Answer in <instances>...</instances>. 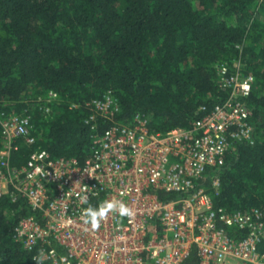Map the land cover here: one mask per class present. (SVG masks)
Segmentation results:
<instances>
[{"label": "trees", "instance_id": "obj_1", "mask_svg": "<svg viewBox=\"0 0 264 264\" xmlns=\"http://www.w3.org/2000/svg\"><path fill=\"white\" fill-rule=\"evenodd\" d=\"M238 61L255 78L245 100L255 140L237 144L212 199L229 212L264 213V0H0V114L33 113L39 136L11 165L37 149L83 164L92 136L112 123L97 118L93 131L85 103L107 93L120 106L114 121L140 114L154 132L187 129L200 106L228 96L217 66ZM48 92L57 101L45 115L38 100ZM28 215L24 200L0 198V264H33L35 251L15 239Z\"/></svg>", "mask_w": 264, "mask_h": 264}, {"label": "built area", "instance_id": "obj_2", "mask_svg": "<svg viewBox=\"0 0 264 264\" xmlns=\"http://www.w3.org/2000/svg\"><path fill=\"white\" fill-rule=\"evenodd\" d=\"M243 68L240 61L232 69L217 66L218 85L228 96L200 106L187 129L154 132L140 114L131 122L114 121L120 106L111 93L86 102L93 131L97 118L112 123L92 136L83 164L37 149L13 167L20 146L38 142L37 124L33 113L2 112L0 198L22 199L29 211L15 227L16 241L34 250L33 257L43 250L44 264H264V213L229 212L212 199L219 169L237 144L255 140L245 102L255 78ZM56 101L57 94L48 92L38 109L50 115ZM158 193L172 198L162 201ZM110 199L126 203L134 215L111 213L98 230L83 223L86 207Z\"/></svg>", "mask_w": 264, "mask_h": 264}, {"label": "clouds", "instance_id": "obj_3", "mask_svg": "<svg viewBox=\"0 0 264 264\" xmlns=\"http://www.w3.org/2000/svg\"><path fill=\"white\" fill-rule=\"evenodd\" d=\"M83 202L87 203V196L82 197ZM118 214L120 217H131L134 215L132 208L122 201L115 199L105 200L98 206L86 207L81 219L85 225H88L92 230H98L103 221H105L109 214ZM35 264H44L45 255L41 250L37 256L33 257Z\"/></svg>", "mask_w": 264, "mask_h": 264}, {"label": "rangeland", "instance_id": "obj_4", "mask_svg": "<svg viewBox=\"0 0 264 264\" xmlns=\"http://www.w3.org/2000/svg\"><path fill=\"white\" fill-rule=\"evenodd\" d=\"M245 59H247V57H246ZM32 94H33V93L29 92V93H28V96H31Z\"/></svg>", "mask_w": 264, "mask_h": 264}]
</instances>
